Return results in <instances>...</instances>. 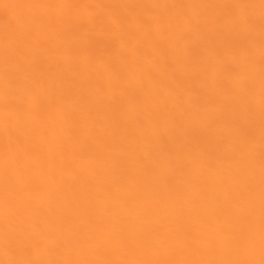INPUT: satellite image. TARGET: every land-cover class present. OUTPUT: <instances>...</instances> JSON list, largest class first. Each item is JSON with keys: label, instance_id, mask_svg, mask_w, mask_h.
<instances>
[{"label": "bare ground", "instance_id": "obj_1", "mask_svg": "<svg viewBox=\"0 0 264 264\" xmlns=\"http://www.w3.org/2000/svg\"><path fill=\"white\" fill-rule=\"evenodd\" d=\"M0 264H264V0H0Z\"/></svg>", "mask_w": 264, "mask_h": 264}]
</instances>
